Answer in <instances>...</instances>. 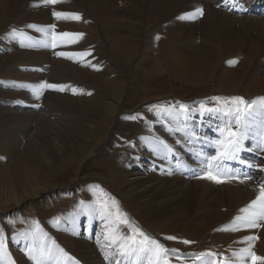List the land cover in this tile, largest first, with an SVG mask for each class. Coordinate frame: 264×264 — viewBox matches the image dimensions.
<instances>
[{
  "label": "rangeland",
  "instance_id": "1",
  "mask_svg": "<svg viewBox=\"0 0 264 264\" xmlns=\"http://www.w3.org/2000/svg\"><path fill=\"white\" fill-rule=\"evenodd\" d=\"M88 1L87 3L89 4V7L92 9L91 6H94L96 3L100 4V1L103 0H97L98 2L96 0L94 1L88 0ZM116 1H120V0H116ZM120 4L121 2L117 3L119 7ZM117 5H115V7H117ZM69 6L71 7L73 5L68 0L66 1L61 0V2L54 5L45 4L44 0H0V197H1L0 201L1 200L4 201L9 196L10 194L9 186L12 185L13 183L15 186L18 184L19 187L16 186V190L19 192H21V190L24 188L33 187L36 184L38 185L43 182H50L51 185L56 184L54 189H51L47 192H43L35 197L28 198L17 206L0 210V229L3 230L6 236V242L11 237L20 236L16 241V250L20 252L24 251L26 245L30 243V240L25 241L24 239H22L21 237L23 234L26 233L30 234L33 231H38L39 228L43 229L44 227H46V225L48 227L50 222H52V220L55 221L60 219L59 223L61 224L63 218L67 216L66 212L68 213L73 212L76 214L82 213L83 207H80L79 204H82L81 203L82 200L88 199L91 195H93L91 194V186L94 183H98V185H93V187L99 190L101 188L103 189V193L101 194V196H103V194L105 193L107 194V196H103V198L114 197L115 200L118 201L119 210L123 213H126L131 222L136 223L133 224L135 227H138L139 229L143 230V232H145L147 235L157 239L165 246H168L172 249L185 248L181 250L188 252H196V251L208 252L209 250H204V248L212 249V250L219 248V250H222L221 252L224 255L230 256V259L235 260V258L232 257V252L238 251L239 249L248 246L247 243H240L239 241H242L247 236L254 235V233L256 234V232L260 230L255 232L254 230L252 231L250 229H247L248 231L241 230V232L234 233L231 231L221 232L218 231V229L219 226L223 224V222L226 227V225L229 224L230 220H232L234 217L240 214L239 210L243 208L246 204H249L250 200L253 199L250 193V191L253 189L251 188L249 189L250 191L248 190V188L252 186V181L249 182L244 181L243 183L237 181L226 182L222 185H214L212 184L213 182H211L208 179L199 178V179L191 180V178H184L178 175L176 172L177 167L180 164V161L182 160L175 159V157L172 156L170 158V166L168 168L169 172L168 171L165 172V165L162 159L163 155H160L158 151L156 152L154 148L151 149V151H149L147 146L142 147L140 145L142 142H147V141L148 143L151 142V135H154L155 132L146 131V135L144 136L142 135L141 136L142 139L140 138L141 141H138V143L136 144L134 142V139L138 136L140 132V126L143 123H145V125L148 124L146 115H150V114L145 112L148 109V108L145 109V106L156 100L167 99V98H183L186 100H191L194 97H198V96L200 97L208 96L213 92L216 95L219 94L224 95V97H227V95H233L232 97H234L236 94L235 92L237 91L239 92V93L237 92V94H241L244 95L246 98H250L252 95L251 89L247 90L246 87L251 84L254 85L256 81L257 84L256 83L255 84L257 85V87L256 85H254L255 89H253L252 92H254L256 89L260 91L259 89L264 85V79H263L264 64L263 65L261 64L263 63V61H259L260 59L257 60L256 63L255 60L257 58L264 57V48H263L264 43L260 42L261 40H263V38L259 39L260 42L259 44L258 41H255L257 37L256 36L257 33L255 30H251V33L249 35L248 33H246V31L248 30L243 29L244 31L243 32L242 28L240 30L238 24L230 25L234 27L232 29L226 30L225 26L227 25H225L224 27L223 26L221 27L222 29L220 28L219 30H216L215 28L217 27V24L215 22H212V20L208 18L206 12L204 13L201 20H197L195 22H184L183 27L185 28L189 27V31L188 30L185 31L184 28L181 29V27L177 28L178 30H173L174 28H176V22L173 23L174 18L168 21L171 24V26L169 25L168 22H164L163 24L160 23L164 27L163 29V27L160 24L156 25L155 23L164 18L155 21L149 11H144V13L142 14L139 11L138 14L135 12L136 8H134L135 11L129 12L132 16L129 17L128 22H125L126 15L116 16V19L117 20L119 19L121 24L124 25L125 29L122 31L124 35L127 36L129 32H131L130 30L131 27L129 25L136 26L135 30L137 31V34L139 31L137 47H136V51L134 52L135 54L133 55V57L135 58H133L131 62L130 61L122 62L121 63L122 65L120 66L117 63H114V65L112 66V70L117 72L122 71L121 73L123 76V80H121L109 76L108 68L103 61V57L106 51L105 39L107 35L104 31L99 32V30H101L102 28L101 25L103 21L102 16L95 15L96 17L92 18L89 14V12H91L90 8L84 5L85 10L86 11L89 10L88 14L90 17L89 16L88 17L93 20V21L88 20L89 22L87 21V24H91L92 22L95 21L96 23L95 22L92 23L93 25H95L93 27H97L98 25L100 29L94 31V35L92 37H88V39H85L86 37L84 36L85 35L84 33L79 32L83 34V36L80 37L83 39L82 44L83 45L90 44L89 46L79 50L80 52L74 48L73 46L74 40H72L73 38L77 39L79 37H61L59 40H54V44L56 42V45L60 46L55 51L54 56H51L52 54L50 53V51L46 49H42L41 51L30 50L31 52H28V50H22L18 48V46L16 45L17 37L13 38L11 36V31L13 28L15 29L26 28L28 25H31L32 23L47 24L50 27L54 23L55 24L58 23L57 21L58 19L53 16V12L60 11L65 13H73V12L76 14L78 13L79 9L77 10V8H75L72 10L71 8H69ZM82 6L83 5H78L77 7L80 8ZM97 6L99 8L101 7L100 5ZM190 7L191 8L193 7L195 9L194 5ZM183 12L185 11H181L176 15L181 14ZM97 18L100 20V23H98L99 21L97 20ZM254 19L259 20L260 17L254 16ZM222 21L226 22L224 20ZM187 23L193 24L194 28H192L190 24L189 26H185L187 25ZM79 24H86V21L82 20L79 22ZM207 24L208 26H206ZM57 25L58 24H56L58 30L56 29V34L55 33L52 34L48 30H45L44 32H40V31H36V29H32L31 38H33V35L34 37H38L43 34L45 40L48 43L51 41L52 36L54 37L59 33H63V32L78 33L79 31L75 29L71 30V28L69 29L66 27L61 28L62 26L59 27ZM155 25L158 26L159 28L162 27L163 30L159 28L157 29ZM213 27L214 29H212ZM211 31H213V33ZM92 33L90 35H92ZM165 33L167 35H165ZM158 36H164L162 37L164 41L163 40L158 41ZM171 36H173V38ZM218 39L219 42H217ZM238 42H241L239 46L234 47V44ZM161 43L162 46L159 45ZM226 44H228V47ZM252 44H253V48L250 49ZM158 47L167 48L169 55L166 57L161 56L163 55L162 54L163 50L161 52V50L158 49ZM55 48L56 46H54V49ZM204 49H206L205 53L208 54L211 53L209 54L211 64H209L208 69H206L204 74L202 75L199 74L198 76L191 75L190 80H184L185 76L176 72L177 70L180 71L183 70L182 67L175 66L174 69V67H172L166 60L168 58L175 59V57L171 53V50L172 51L178 50L176 51V53L178 52L176 55H180V56L188 55V57H192L195 59L196 57H198L201 59ZM234 51H236V53ZM61 52L67 53L69 55L66 56L58 55V53ZM87 53H90L93 59L91 60L84 59L83 57L88 55H81V54H87ZM233 55L242 57L240 63L237 65L238 67L237 66L234 67L235 70L234 68H231L229 66L226 67L224 65V61L228 59L229 56L231 57ZM152 57L155 58V60ZM145 63L147 64V66ZM164 63L166 64V66ZM66 64L81 69L85 72H90L103 80H107V82H109L110 88H107L106 91L108 92L109 95L100 89H96L102 86V84L98 83L96 79L87 80L84 77H80L70 67L66 66ZM159 65L162 66V69L156 70L157 66L159 67ZM26 66H31V67H27V69L24 70L23 68ZM143 66L144 67L146 66L147 69L144 68ZM243 67L245 68V72H243L244 69ZM30 69H32L33 71ZM221 69L224 71L225 74ZM152 71H155L154 74L152 73ZM226 72L228 73V75L230 74L229 77L226 74ZM150 73H152L153 75L149 76ZM242 73L244 74L243 77L241 76ZM215 75L216 77H214ZM113 76H115V74ZM46 78L49 79V82L52 84L62 85V86L67 85L68 90H64V91H67L71 97L80 94L82 90H85L84 85L88 87L89 89L88 93L91 96L97 97L105 93L104 97L102 98V101L104 105L108 106V104H110V109H109L110 112L108 114L109 117L107 119H102L101 121H99L97 120L98 117L97 114L96 117L93 115L91 119H84L83 117H85V115H83L82 112H79L78 110L66 105L65 103H64L65 105L63 103L62 104L59 103V100H57L55 96H62V94L60 93L61 92L60 90H55V89H49V91H47L46 88H44L43 94L40 96L41 97L40 101L37 99L29 101V103L33 101L35 105H39L38 106L39 109L26 110L16 105L17 101H28L27 99L32 98L31 95H34L32 90L26 89L25 91H22L21 86L23 82L28 81L32 84H38L39 86L42 83L47 82L44 81ZM62 78H65L64 80L66 81L63 82ZM74 79L83 81L84 83L75 81ZM252 79L254 83L251 82ZM259 82L261 83V85ZM238 83L240 85L235 87V85H237ZM220 84L222 87L220 86ZM258 86L260 88H258ZM217 89H219L220 91H218ZM46 92H50L51 95L49 97H46L45 95ZM261 92H264V89ZM256 94H259V92ZM148 98L152 99V101L149 100V103L144 101L145 99ZM44 105L46 106V108ZM95 108L102 109L103 105H99ZM136 113L139 116L137 117V119L135 120L125 119V117H129L127 116L129 114L130 116H136ZM40 116L42 117L44 116L45 118H48V120L51 123H54L48 126L46 122V127H48V129H46L44 131L45 134L42 135L41 133L43 131V127H42L43 124L40 122L39 119ZM122 118H124L125 120L123 119V121L115 122L117 119H122ZM76 120H78L79 122ZM74 121L78 125H80V127L82 126V123L93 127L91 130L93 134L99 139H102L103 137L107 139L108 136L106 134L110 132L111 138L114 140V144H115L114 147L107 154L92 157L88 159L85 163L74 165L71 166L70 168H62L57 166L56 168L53 167L49 168V164H47L48 159H54L55 157H58L56 149L62 146L64 142V141L62 142L63 139L62 140L59 139L56 136L55 132L52 129H49V127L51 128L52 126V128H54L55 126H57L56 128L59 129L61 133L64 132L63 134L65 135L64 139L65 138L68 139L70 132L73 131L75 132V128L72 126ZM113 121L115 124L113 126L114 128L111 130V125L113 124ZM110 130L112 131V133ZM153 130H158V129L153 128ZM142 133H145V131H143ZM74 135L79 138L78 135L76 134ZM143 137H146L148 139L144 140L145 138ZM198 139L199 138H197V140ZM178 141L180 140L177 141L175 140L174 143L171 144L173 150H174V145L175 147L179 146L176 143ZM185 142L188 143V145H190L192 150L193 149L192 147H195L197 143H199V140L196 142L194 141L189 142V140H184V143ZM36 144H38V148H36ZM48 145H50L51 147ZM147 150L149 151L147 153L153 158V161L157 163L156 165H158V163H161L160 167L159 166L156 167L155 170L157 172V177H156L157 179L153 178V180L150 181L149 179L151 177H145V175H147L148 173H146L145 171L137 170V172L139 171V173L141 174H136L133 172L134 169L132 168V163L133 161H135V159L133 158V154L137 151L138 153L137 154L135 153L137 158H142L147 154L146 153ZM140 151L141 153H139ZM43 153L46 154L43 155ZM49 154H51L50 157ZM25 156L27 158H32L33 160L32 163L33 165H35V167H33L31 170H24L23 172H20L18 174L15 172V167L12 166V164H16L15 162H17V160L23 159ZM45 156H47L48 158ZM116 159H118L119 160L118 162L120 163H118ZM42 160H45V162ZM172 161L176 164V166L172 164ZM114 163L122 164L125 172L132 173L135 176V178H137V183L134 185L133 188L128 189V187L123 188L117 186L118 182H116L114 173H112L111 171L113 170ZM11 166L13 167V169ZM32 170L33 171L38 170L39 172H41L43 177L41 176V174H39V176H37L36 178H32ZM75 170L77 171L78 176L73 179V172ZM25 173H27L28 175L27 174L24 175ZM44 177H46V179ZM12 178L15 180V182ZM18 179L22 180L23 182L19 181ZM143 181H145L146 183H144ZM140 186H142V188ZM218 188H223L225 196L223 195V197L222 196L216 197L217 194H215L216 192L215 189ZM229 188L240 191L241 202H238V200H231L230 198L231 195L227 192ZM204 189L207 190L208 196H206ZM140 190H143L144 193L140 194ZM241 190L244 191L248 190L249 192H246L243 195ZM128 191L132 193L131 196L126 194V192ZM144 194L148 195L149 198H151L154 203L169 202L171 204L168 207H163L164 209L163 208L160 209V207L157 208V206L155 209L153 205L151 206L152 201L147 204L146 202L145 203L143 202L144 199L141 196ZM97 196L98 195H95L94 199H97ZM177 198L180 199V201H178ZM243 202L244 204H242ZM216 207H220L221 212L227 214L225 216V218L228 217L226 219V222L222 221L219 224H217V218L214 219L210 218L211 213L213 212V208ZM174 208L178 210H174ZM175 211H178L179 214H183V216H187L186 218H188V221L182 223L181 221L182 218L178 219L179 215ZM175 213L177 214L176 216ZM168 217L172 219L170 220ZM93 218H98V216ZM101 221L102 220L98 218L97 222L100 223ZM209 221H213L216 224L212 226L213 227L212 230L211 228L203 230L202 224ZM64 223H62L61 226H64V228L69 229L66 227V223L65 224ZM100 226L103 227V225L101 224L99 225V227ZM186 227L187 229H185ZM33 228H35V230L30 231ZM79 228L78 230H80ZM103 228L105 229V226ZM175 228L177 229V231ZM123 230H125L126 234H129V230L127 227H124ZM160 230H164V231H160ZM168 230H170L169 231L170 233L166 232ZM77 231H75V228L72 229L73 237L81 238L82 236H80V231L76 233ZM263 231H264V227L263 230L260 232V234H258V239L253 242L254 245L253 251L257 256L260 257H264V251H262L263 245L261 242ZM68 233L69 232H67L66 230L65 231L62 230L59 239L55 237L57 236L56 235L57 233L56 234L52 233V236L56 238V241L58 243L62 245L64 244V246H66V243L64 242V236H66V234ZM185 233L186 234L188 233L185 237H188L196 233L195 236L192 237V239H187V238L184 239L188 241H193V243L184 244L182 243V241L184 240L178 242L177 240L163 239L164 237L166 238L168 236L177 237L178 234H185ZM201 234L203 235V237L201 239L197 238V236L198 235L201 236ZM40 239L42 240V236L40 237ZM50 240L51 241H48V244H54L51 238ZM81 240L87 241V250L89 252L88 256L89 255L95 256V254L98 252L100 256L98 260L108 264L111 255H109V253L105 250L106 247L105 243H98V246L100 247L98 248L94 243H91L86 237L81 238ZM75 241H76L75 245L78 246L77 239ZM66 247L70 250L69 253L79 258L83 264L95 263V261L88 260L86 255L82 256L81 251L80 253L76 251V250H80V247L77 249L71 245H68ZM22 248H24V250H22ZM106 254L109 255V259L107 260L105 259ZM55 257L56 258L60 257L58 258V260L59 261L61 260L62 262L61 254L60 255L55 254ZM247 262L250 261L246 260L245 263ZM13 264H33V262L25 254L24 262L13 260Z\"/></svg>",
  "mask_w": 264,
  "mask_h": 264
},
{
  "label": "bare ground",
  "instance_id": "2",
  "mask_svg": "<svg viewBox=\"0 0 264 264\" xmlns=\"http://www.w3.org/2000/svg\"><path fill=\"white\" fill-rule=\"evenodd\" d=\"M66 1V0H65ZM72 3L73 6H69V8H71L72 10L77 8L78 10V13L79 16H80V19L79 20H75V19H71V18H68V19H56L58 21V24L57 26L61 27V28H71V30L75 29V30H79V32L81 33H84L85 35V39H88V37H92L94 35V31L96 30H99L100 28L98 27H93L95 25H93L92 22L91 24H87V21H93L92 19H90L89 17L91 16L92 18H95L97 16H102V28L100 31H104L107 35L106 39H105V48H106V51H105V54H104V57H103V61L104 63L106 64L107 68H108V74L109 76L111 77H114L116 79H121L123 80V76H122V71H114L112 70V66L114 65V63H117L120 65H122L121 63L122 62H128V61H132L133 58V55L135 54L134 52L136 51V47H137V40H138V36H139V31H138V34H137V31L135 30L136 26L134 25H129L131 28V32H129V34L126 36L124 35V33H122V31L125 29L124 28V25L121 24V22L119 21V19L117 20L116 19V16L117 15H126L125 16V19L126 21L125 22H128L129 21V17H131L132 15L129 13V12H133L135 11L134 8H136V13H138L139 11L142 13H144V11H149L151 16L153 17V19L155 21L159 20V19H162L160 21H157L155 24L158 25L160 23H164V22H168L169 20H171L172 18H175L174 16H176L177 13L181 12V11H185L186 10H192L194 9L193 7L191 8L190 6H195V9L196 8H203L205 7V12H206V15L208 16V18H210L212 20V22H215L217 24V27L215 28L216 30H219L222 26L226 27V30L228 29H232L234 28L233 26H230V25H234V24H238V26L240 27V30L242 28V31L243 29L244 30H248L246 31V33H248L250 35L251 33V30H255L256 33H257V37L255 39V41H258V43L260 44V42H263L264 43V17H260L259 20H256L254 19V16H243V17H236L235 15L233 14H229L227 12H224L223 10H219V9H216V6L219 4V0L215 1V0H123V1H116V0H103V1H100V4L96 3L94 6H91L92 9L89 7V4L87 3L88 0H68ZM78 1V2H76ZM94 1V0H92ZM97 1V0H96ZM129 1V2H128ZM89 2V1H88ZM98 2V1H97ZM121 2L120 4V7L117 5V3ZM116 3V4H115ZM64 4V3H63ZM78 5H83L82 7H77ZM89 7L91 12H89L88 14V11L85 10V6ZM92 5V4H91ZM97 5H100L101 7L99 8ZM115 5H117V7H115ZM68 6V5H67ZM88 8V9H89ZM132 8V9H131ZM131 9V10H129ZM204 12V13H205ZM74 13V12H73ZM139 14V13H138ZM89 18H87L86 17ZM136 16V15H135ZM205 16V17H207ZM121 17V16H120ZM142 17V16H141ZM101 18V17H100ZM122 18V17H121ZM233 18H236V19H233ZM257 18V17H256ZM205 19V18H204ZM207 19V18H206ZM82 20H85L86 21V24H79L80 21ZM97 20L99 21L98 23H100V20L97 18ZM117 20V21H116ZM122 20V19H121ZM134 20V19H133ZM201 20V19H200ZM222 20L226 21V22H223ZM88 21V22H89ZM205 21V20H204ZM207 21V20H206ZM209 21V19H208ZM84 22V21H83ZM120 24H119V23ZM184 22H191V21H186V20H179L178 22H176V28H174L173 30H178L177 28H180L183 29L185 31H189V27L185 28L183 27L184 26ZM96 23V22H95ZM169 23V22H168ZM175 23V22H173ZM208 23V22H207ZM138 24V23H137ZM136 24V25H137ZM141 24V23H140ZM145 24V23H144ZM166 24V23H165ZM164 24V25H165ZM190 23H187V25L185 26H189ZM209 24V23H208ZM208 24L206 26H208ZM212 24V23H211ZM214 24V25H216ZM100 25V27H101ZM155 25V26H156ZM161 25V24H160ZM169 25L171 26V24L169 23ZM174 25V24H173ZM196 25V24H195ZM198 25V24H197ZM213 25V24H212ZM162 26V25H161ZM190 26L193 27V24H190ZM205 26V27H206ZM126 27V26H125ZM157 29L159 28L158 26H156ZM163 27V26H162ZM159 28V29H162ZM173 27V26H172ZM171 27V28H172ZM97 28V29H96ZM200 28V26H199ZM211 28V26H210ZM209 28V29H210ZM122 29V30H121ZM139 29V27H138ZM153 29V28H152ZM164 29V27H163ZM162 29V30H163ZM191 29V28H190ZM196 29V28H195ZM214 29V27L212 28ZM222 29V28H221ZM160 30V31H162ZM207 30V29H206ZM141 31V30H140ZM147 31V30H146ZM157 31V30H156ZM214 31V30H213ZM213 31H211L213 33ZM93 32V33H92ZM153 32V31H152ZM165 32V31H164ZM168 32V30H167ZM225 32V31H224ZM235 32V31H234ZM240 32V31H239ZM244 32V31H243ZM92 33V35H90ZM171 33V32H170ZM205 33V32H204ZM203 33V34H204ZM210 33V32H209ZM209 33H206V34H209ZM215 33V32H214ZM180 34V33H179ZM178 34V35H179ZM192 34V32H191ZM217 34V32H216ZM230 34V32H229ZM165 35H167L165 33ZM177 35V34H176ZM181 35V34H180ZM225 35V34H224ZM227 35V34H226ZM244 35V34H243ZM83 36V35H82ZM246 36V34H245ZM81 36H79V38L77 39H72L74 40V48L77 49L78 51L89 46L90 44H86V45H83L82 44V38H80ZM164 37V36H162ZM166 37V36H165ZM173 38V36H171ZM183 37V36H182ZM244 37V36H243ZM167 38V37H166ZM250 38V37H249ZM248 38V39H249ZM263 38V40H261L259 42V39ZM226 39V38H225ZM247 39V38H246ZM254 39V38H253ZM163 39H161L162 41ZM164 41V40H163ZM204 41V39H203ZM231 41V40H230ZM239 41V40H238ZM253 41V40H252ZM251 41V42H252ZM254 41V42H255ZM219 42V39L218 41ZM224 42V41H223ZM253 42V44H254ZM228 43V42H227ZM241 42H238V43H233L234 44V47H237L239 46ZM139 44V43H138ZM164 44V43H163ZM224 44V43H223ZM232 44V45H233ZM253 44L252 46L250 47V49L253 48ZM83 45V46H82ZM155 45V44H154ZM160 46H162V43L159 44ZM165 45V44H164ZM163 45V47H164ZM212 45V44H211ZM227 47H228V44H226ZM248 45V44H247ZM156 46V45H155ZM154 46V47H155ZM220 46V45H219ZM257 46V45H256ZM223 47V46H222ZM225 47V46H224ZM260 47V46H259ZM263 47V46H262ZM210 48V47H209ZM230 48V47H229ZM264 48V47H263ZM140 49V48H139ZM158 49L163 50L161 56H168L169 55V52H168V49L167 48H159ZM157 49V50H158ZM208 49V48H207ZM225 49V48H224ZM242 49V48H241ZM249 49V50H250ZM256 49V48H255ZM76 50V51H77ZM196 50V49H195ZM210 50V49H209ZM208 50V51H209ZM254 50V49H253ZM176 51L178 50H174L172 51L171 50V53L173 54V56L175 57V59H166L167 62L172 66L174 67L175 69V66H179V67H182L183 70H177L176 72L180 73L181 75L185 76L184 77V80H190V76L191 75H199V74H204L206 69H208V66L210 63V58H209V54L211 53H205L206 52V49H204L203 51V55L200 58L196 57L195 58H192V57H188V55H176ZM192 51V50H191ZM222 51V50H221ZM238 51V50H237ZM255 51V50H254ZM80 52V51H79ZM236 53V51H234ZM240 52V51H239ZM257 52V51H256ZM222 53V52H221ZM228 53V52H227ZM137 54V53H136ZM159 54V52H158ZM182 54V53H181ZM186 54V53H185ZM219 54V53H218ZM231 54V53H230ZM243 54V53H242ZM254 54V53H253ZM252 54V55H253ZM138 55V54H137ZM223 55V54H222ZM225 55V54H224ZM250 55V54H249ZM163 57V58H164ZM230 57V56H229ZM246 57V56H245ZM82 58V57H80ZM84 59L86 60H91L93 59V57L91 55H88V56H85L83 57ZM138 58V57H137ZM153 58V57H152ZM161 58V57H160ZM225 58V57H223ZM155 60V58H153ZM222 59V58H221ZM254 59V58H253ZM143 60V59H142ZM148 60V59H147ZM151 60V59H150ZM161 60V59H160ZM140 62V61H139ZM166 62V61H165ZM244 62V60H243ZM147 63V62H146ZM145 63V64H146ZM159 63V62H158ZM216 63V62H215ZM218 63V62H217ZM248 63V61H247ZM260 63V62H259ZM140 64V63H139ZM156 64V63H155ZM165 64V63H164ZM158 65V64H157ZM66 66L70 67L76 74H78L80 77H84L86 78L87 80L88 79H96L98 83H101L102 86L101 87H94L96 89H100L102 91H104L105 93L108 94V92L106 91L107 88H110V85H109V82H107V80H103L101 78H98L96 75L90 73V72H85L81 69H78L76 67H72L70 66L69 64H66ZM147 66V64H146ZM146 66L144 68H146ZM149 66V65H148ZM166 66V64H165ZM164 66V67H165ZM224 66V65H223ZM242 66V65H241ZM142 67V65H141ZM140 67V68H141ZM163 67V68H164ZM167 67H168V64H167ZM166 67V68H167ZM217 67V66H216ZM238 67V66H237ZM245 67V66H244ZM243 67V68H244ZM136 68V67H135ZM138 68V67H137ZM142 68V69H144ZM242 68V69H243ZM246 68V67H245ZM245 68L243 69V72H245ZM63 69V68H62ZM147 69V68H146ZM151 69V68H150ZM149 69V70H150ZM162 69V66L159 65V67L157 66L156 70H161ZM215 69V68H214ZM231 69V68H230ZM241 69V70H242ZM136 70V69H135ZM222 70V69H221ZM235 70V68H234ZM138 71V69H137ZM146 71V70H145ZM215 71V70H214ZM223 71V70H222ZM232 71V70H231ZM251 71V70H250ZM149 72V71H148ZM151 72V71H150ZM155 71H152V73L154 74ZM175 72V73H176ZM144 73V72H143ZM146 73V72H145ZM150 73L149 76H152L153 74ZM224 73V71H223ZM257 73V72H256ZM115 74V76H113ZM216 74V73H215ZM220 74V73H219ZM225 74V73H224ZM226 74L228 75V73L226 72ZM148 75V74H147ZM179 75V74H178ZM223 75V74H222ZM230 75V74H229ZM228 75V77H229ZM243 73H242V77H243ZM246 75V74H245ZM249 75V74H248ZM247 75V76H248ZM259 75V74H258ZM213 76V75H212ZM260 76V75H259ZM209 77V76H208ZM211 77V76H210ZM216 77V75L214 76ZM218 77V76H217ZM227 77V78H228ZM239 77V76H238ZM258 77V76H257ZM66 78V77H65ZM65 78H62L63 82H65L66 80H64ZM67 79V78H66ZM201 79V78H200ZM205 79V78H204ZM261 79V78H260ZM264 79V78H263ZM71 80V79H70ZM75 81H79V80H76L74 79ZM73 80V81H74ZM220 80V79H219ZM225 80V79H224ZM108 81H111V80H108ZM213 81V80H212ZM239 81V80H238ZM246 81V80H245ZM249 81V80H248ZM263 81V80H262ZM261 81V82H262ZM81 83H84L83 81H79ZM113 82V81H112ZM224 82V81H223ZM226 82V81H225ZM242 82V81H241ZM252 83L253 82V79L251 81ZM257 82V81H256ZM255 82V83H256ZM222 83V82H221ZM249 83V82H248ZM247 83V84H248ZM254 83V85H256ZM260 83V82H259ZM116 84V83H115ZM224 84V83H223ZM233 84V83H232ZM87 85V83H86ZM89 85V84H88ZM225 85V84H224ZM240 84L238 83L237 85H235V87L239 86ZM254 85H249L247 86V90L251 89V97L248 98V99H251L257 95H264V92H261L263 89H264V85L263 87H259L260 88L258 91L255 90L254 92H252L253 89H255ZM261 85V83H260ZM221 86V84H220ZM93 87V86H92ZM219 87V86H218ZM222 87V86H221ZM224 87V86H223ZM232 87V86H231ZM257 87V85H256ZM84 89L87 90H82L80 94H77L73 97H71L67 91H64V90H68V86L65 85L64 86V90L61 91L60 93L62 94V96H55V98L57 100H59V103L60 104H66L76 110H78L79 112H82L83 115H85V117H83L84 119H91V117H93V115L96 117L97 114H98V117H97V120L101 121L102 119H107L109 117V112H110V104L107 105H104L103 101H102V98L104 97L105 93H103L102 95L100 96H97V97H94V96H91L88 92H89V89L87 86L84 85ZM230 89V87H229ZM213 90V89H212ZM218 91H220L219 89H217ZM238 92V91H237ZM237 92H235L237 94ZM250 92V91H249ZM259 94H256L258 93ZM221 93V92H220ZM225 93V92H224ZM227 93H230V92H227ZM232 93V92H231ZM239 93V92H238ZM245 93V92H244ZM214 94V92L212 93ZM249 94V93H248ZM246 94V95H248ZM256 94V95H255ZM46 97H49L51 95L50 92H46ZM109 95V94H108ZM117 96V95H116ZM232 97V96H231ZM248 97V96H247ZM149 100L152 101L151 98H148V99H145L144 101L145 102H148L149 103ZM120 103V102H119ZM64 104V105H65ZM99 105H103V108L102 109H98V108H95ZM45 106V105H44ZM46 108V106H45ZM113 109V108H112ZM118 110V109H117ZM72 111V110H71ZM48 114V113H47ZM80 115V114H79ZM73 116V115H72ZM126 116V115H124ZM129 116V115H127ZM40 119V122L43 124V131L41 133L42 134H45L44 131L46 129H48V127H46V122L49 125H52L54 123H51L48 118H45L44 116H40L39 117ZM73 119V118H72ZM124 118L122 119H117L115 122H118V121H123ZM125 119H127L125 117ZM124 119V120H125ZM68 120V119H67ZM71 120V119H69ZM78 121V120H76ZM66 122V121H65ZM68 122V121H67ZM71 122V121H70ZM79 122V121H78ZM83 122V121H82ZM98 122V121H97ZM64 124H67V123H64ZM63 124V125H64ZM107 124V123H106ZM114 121H113V124L111 125V130L114 128ZM57 125V124H56ZM65 126V125H64ZM74 128H75V132H70V135L67 138L64 139V132L61 133V131L59 129H57L56 127L57 126H53L54 128H51L49 127V129H52L56 136L59 138V139H63L62 142H63V145L58 147L56 149L57 151V155L58 157H55L54 159H48L47 161V164H49V168H56L57 167H62V168H70L71 166H74V165H78V164H82V163H85L88 159L92 158V157H95V156H99V155H104V154H107L108 152H110V150H112V148L114 147V140L111 138V135H110V132L107 133L106 135L108 136L107 139L106 138H102V139H99L97 138L93 132H92V128L91 126H88L87 124H84L82 123V126L80 127V125H78L75 121L72 125ZM66 127V126H65ZM110 127V126H109ZM62 128V127H61ZM110 130V131H111ZM143 131H145V133H142ZM146 131H150L148 126L145 125V123H143L141 126H140V132L138 134V136L134 139V142L135 144L138 143V141H141L140 138L142 139V135H146ZM156 131V130H154ZM108 132V131H107ZM147 132V133H148ZM78 135L79 138L77 136H75L74 134ZM112 133V131H111ZM61 134V135H60ZM45 136V135H44ZM105 136V135H104ZM78 138V139H77ZM145 138L144 140L148 139L146 137H143ZM206 139V138H205ZM45 140H46V137H45ZM177 140H180L177 143V145L180 146V144H184L182 148H176L175 145H174V150H173V153H174V156L172 154V157H175V159H178V160H187L190 158V155H191V152L192 150L194 149V147H192L193 149L191 150V147L190 145H188V143H184V141H182L181 139H177ZM176 140V141H177ZM199 142L201 140H204L203 139H198ZM66 141V142H65ZM148 142V141H147ZM52 143V142H51ZM141 143V142H140ZM39 144V143H38ZM38 144H36V148H38ZM198 144V143H197ZM40 145V144H39ZM44 145V144H43ZM50 146V145H48ZM43 147V146H42ZM45 147V146H44ZM51 147V146H50ZM145 147V146H144ZM46 148V147H45ZM55 148V146H54ZM53 148V149H54ZM43 149V148H42ZM51 149V148H50ZM137 149V148H136ZM143 149V148H142ZM147 149V148H145ZM186 149V150H185ZM55 150V149H54ZM149 151H151L150 149H148ZM146 151L149 152V151ZM43 151V150H41ZM45 151V150H44ZM54 152V151H53ZM143 152V151H142ZM157 152V151H156ZM136 154L138 153L137 151L135 152ZM133 154V158L135 159V161H133L132 163V168L134 169L133 172L136 173V174H141L139 173V171L137 172V170H140V171H145L146 173H148L147 175H145V177H151L149 179L150 180H153V178L157 179V172L155 170H150L148 169L149 167V161L151 160V156L148 154H146L144 157L142 158H137L136 154ZM141 153V151L139 152ZM41 154V153H40ZM46 154V153H45ZM43 153V155H45ZM157 154V153H156ZM51 154H49V157H50ZM56 155V154H55ZM179 155H181V159L179 158ZM48 156V155H47ZM45 156V157H47ZM159 156V155H158ZM21 157V156H20ZM139 157V156H138ZM48 158V157H47ZM117 162L119 161L118 159H116ZM32 158H27L26 156L23 158V159H19L17 160V162H15L16 164H12V166L15 167V172L16 173H20V172H23L24 170H31L33 167H35V165H33L32 163ZM45 162V160H42ZM14 162V161H13ZM12 162V163H13ZM49 162V163H48ZM7 163V162H6ZM120 163V162H118ZM118 163H114V166H113V170L112 173H114V176L116 178V182L117 183V186L119 187H123V188H127L128 189H131L134 187V185L137 183V178H135V176L132 174V173H129V172H125L124 171V168H123V165L122 164H118ZM157 164V163H156ZM160 164L161 163H158V165H156V167H160ZM172 164L176 166V164L172 161ZM4 165V163H3ZM8 165V164H7ZM2 166V164H1ZM11 166V167H12ZM48 167V166H47ZM13 169V167H12ZM3 170V169H2ZM9 170V169H8ZM14 171V170H12ZM44 171V169H43ZM5 172V171H4ZM14 172V173H15ZM68 172V171H67ZM143 173V172H142ZM5 174V173H4ZM27 173H25L24 175H26ZM39 174H41V172H39L38 170H32V178H36L37 176H39ZM23 175V176H24ZM28 175V174H27ZM31 175V174H29ZM6 176V175H4ZM21 176V175H20ZM42 176V174H41ZM78 176V173L77 171L75 170L73 172V179L76 178ZM2 177V176H1ZM14 177V176H12ZM28 177V176H27ZM43 177V176H42ZM138 177V176H137ZM142 177V176H141ZM6 178V177H5ZM26 178V177H24ZM46 179V177H44ZM43 178V179H44ZM48 178V177H47ZM8 179V178H7ZM13 179V178H12ZM17 179V178H16ZM22 179V178H20ZM163 179V178H162ZM4 180V179H3ZM2 180V181H3ZM14 180V179H13ZM19 180V179H18ZM76 180V179H75ZM74 180V181H75ZM5 181V180H4ZM19 181H22V180H19ZM18 181V183H19ZM15 182V180H14ZM17 182V181H16ZM23 182V181H22ZM33 182V181H32ZM144 183H146L145 181H143ZM157 182V181H156ZM245 182H249V181H245ZM3 183V182H2ZM9 183V182H8ZM199 183V182H198ZM16 184V183H15ZM25 184V183H24ZM156 184V183H155ZM2 185V184H1ZM10 185V184H9ZM20 185V184H19ZM8 186V185H7ZM17 187L18 184L16 185ZM16 186L14 185V183L12 185H10L9 187V190H10V194L9 196L4 200V201H0V210H4V209H8V208H11L13 206H17L19 204H21L23 201H25L26 199L28 198H31V197H35L43 192H47L51 189H54L56 184H52L50 182H43L41 184H36L35 186L33 187H29V188H24L21 190V192L17 191L16 190ZM22 186V184H21ZM143 186V185H142ZM142 186H140L142 188ZM155 186V185H154ZM139 187V188H140ZM254 187V188H253ZM69 188V187H68ZM140 188V189H141ZM150 188V187H149ZM205 188V187H204ZM253 189V190H249V189ZM2 189V188H1ZM4 189V188H3ZM20 189V188H18ZM6 190V189H5ZM8 190V189H7ZM248 190L250 191L251 193V197L252 198H255V196H257L258 194V191H259V186L254 182L252 181V186L248 188ZM248 190L244 191V190H241L242 191V194L244 195L246 192H249ZM215 194L216 197L218 196H222L223 195L225 196L224 194V191H223V188H218V189H215ZM231 191H234V192H231ZM8 192V191H7ZM204 192L206 193V196H208V192L207 190L204 189ZM219 192V193H218ZM227 192L231 195L230 198L231 200H238V202H241L240 198H241V193L239 190H235V189H231L229 188L227 190ZM3 193V192H2ZM144 191L143 190H140V194H143ZM127 195H132V193L130 191L126 192ZM228 195V194H227ZM3 196V195H1ZM6 196V194H5ZM4 196V197H5ZM154 196V195H153ZM93 195H91L89 198H92ZM144 200L143 202L146 204L147 203H150L152 201L151 198H149L148 195L144 194L141 196ZM152 197V196H151ZM215 197V196H214ZM1 198V197H0ZM88 198V199H89ZM154 198V197H153ZM140 199V198H139ZM219 199V198H218ZM178 201H180V199L177 198ZM240 200V201H239ZM171 201V200H170ZM142 202V203H143ZM248 202V201H247ZM246 202V203H247ZM230 203V202H229ZM139 204V203H138ZM165 204V205H163ZM169 204V205H168ZM171 203H167V202H158V203H154L152 201V204L151 206L153 205L156 209V206L157 208L160 207L163 208V207H168L170 206ZM173 204V203H172ZM244 204V202L242 203ZM230 205V204H229ZM76 206V205H75ZM242 206V205H240ZM88 207H96V204L95 203H91L90 205H88ZM88 207H85L84 209L88 208ZM149 207V206H148ZM146 208V207H145ZM150 208V207H149ZM79 209V208H78ZM148 209V208H147ZM151 209V208H150ZM164 209V208H163ZM168 209V208H167ZM230 209V208H229ZM154 210V209H152ZM174 210H178L176 208H174ZM150 211V210H149ZM174 212V211H173ZM176 213H178V219H181L182 218V223L188 221V218H186L187 216H183V214H179L178 211H175ZM175 213V216L177 215ZM68 214V215H67ZM72 212L68 213L66 212V215L62 220V223H66V227L69 228V229H66L64 228V226H61V224L59 223L58 226H55L54 225V221L52 220V222H50L49 226L50 228L47 227H44L43 229L41 228V230H38L36 231L38 233V236L39 238L42 236V240H45V238L43 237V233H47V238L45 240V242L48 244V240H50V234L52 235V233H57L55 237H57L59 239V236L61 235V232L62 230L63 231H67L69 232L68 234H66V236H64V242L66 243V246L68 245H71V246H74L76 249L80 247V250H76L78 253H80V251L82 252L81 255L82 256H87V259L88 260H91V261H95L94 264H106V263H103L101 261L98 260V258L100 257L98 252L94 255H89L88 256V250H87V241L86 240H81V238H74L73 237V232H72V229L75 228V231L78 230L79 228V222L82 221V218L83 217H87L88 215L87 214H84V216H80L79 217V220H76L74 219L73 221H69V216H71ZM78 214V213H77ZM186 214V213H185ZM65 215V214H64ZM169 215V214H168ZM227 214L226 213H222L221 210H220V207H216V208H213V212L211 213V216L210 218L214 219V218H217V224H219L220 222L222 221H225L226 222V219L228 217L225 218ZM169 218V217H168ZM95 220H98V218H94ZM170 220L172 218H169ZM209 219V218H208ZM57 221V220H55ZM58 221H60V219H58ZM64 223V224H65ZM103 224V227H104V222H102ZM224 223V222H223ZM186 224V223H185ZM216 223H214L213 221H209V222H205L204 224H202L203 226V230H206V229H210L212 230V226L215 225ZM171 227V226H170ZM188 227V226H187ZM187 227L185 229H187ZM199 228V227H198ZM65 229V230H64ZM173 229V228H172ZM176 229V228H175ZM192 229V228H191ZM159 230V229H158ZM174 230V229H173ZM184 230V229H183ZM182 230V231H183ZM190 230V229H189ZM106 229L103 230V232L105 233ZM160 231H164V230H160ZM170 230L166 231L168 233ZM177 231V229H176ZM204 232V231H203ZM32 233V232H31ZM191 233V232H190ZM26 234H29V233H26ZM54 234V235H55ZM188 234V233H187ZM186 233L185 234H178L177 235V241H181V240H184V239H192V237L195 236V234L193 235H190L188 237H185L187 235ZM199 236V235H198ZM197 238L201 239L203 237V235L201 234V236H199ZM205 236V235H204ZM18 237L20 236H14V237H11L9 238V240L7 241V252H8V259H10L11 262H13V260H17L19 262H24V256L26 254L25 250L20 252V251H17L16 250V241L18 240ZM207 237V235H206ZM99 242L100 243H106V241L104 240V236H102V234L100 233V237H99ZM77 239V244L78 246H76V240ZM165 239V237L163 238ZM262 245H263V248H262V251H264V231L262 232ZM50 247H52L53 249V252L54 254H56V245L55 244H48ZM64 245V244H63ZM14 247V248H12ZM23 254V255H21ZM57 255V254H56ZM96 257V258H95ZM60 258V257H57V259ZM102 260V259H101ZM55 260L52 261V263H54ZM60 264H61V260H60Z\"/></svg>",
  "mask_w": 264,
  "mask_h": 264
},
{
  "label": "snow or ice",
  "instance_id": "3",
  "mask_svg": "<svg viewBox=\"0 0 264 264\" xmlns=\"http://www.w3.org/2000/svg\"><path fill=\"white\" fill-rule=\"evenodd\" d=\"M61 0H44L45 4H57ZM227 4V0H225ZM198 15H203L202 8H196L193 13L181 16L180 19H195ZM53 16L57 19H75L79 20L80 16L76 13H65L56 11ZM28 28L36 29V31L44 32L45 29L38 28L36 25H28ZM52 29L54 25L50 26ZM25 33L12 29L11 36L13 38L22 37ZM81 33H59L54 36V40H59L61 37H79ZM47 45V41L38 43L21 44L22 47H43ZM55 46V44L53 45ZM58 55L66 56L67 53H58ZM81 55H90L81 54ZM238 61H230V64H235ZM64 90V86L44 82L39 86L33 87V94L39 98L43 94V89ZM212 101L216 102L211 106L205 102H201L199 108L189 109V106L180 104L177 108L174 105L164 107L161 105L153 106L156 110L155 116L162 121L167 120L181 121L187 125L189 116L195 112L201 116H211L221 122L217 128L218 138L208 141L210 147L215 148L214 155H205L201 159V163L205 165L202 169V175L198 178L208 179L215 183H224L231 180H238L243 183L245 179H250L247 174L241 176L235 173L234 170L228 169V162L237 161L245 164L246 167H255L254 164H249L246 161H241V153L243 151H252V142L256 141V148L264 151V97L257 98L252 101H247L243 97H212ZM223 101V103H220ZM152 111V109H149ZM127 119H137L136 116L126 117ZM170 133L183 131L184 136L189 142L197 139L194 129L187 127L168 128ZM154 150L162 152V159H166L168 154H173V149L164 140L156 139L153 141ZM197 156L199 154H196ZM171 174V173H169ZM107 196V194H103ZM98 195L96 207H88L84 209L89 216L96 217L104 221L105 233L104 240L107 241L106 247L114 248L115 251L110 255L114 260V264H170V255L176 253L177 249H168L163 243L155 238L147 235L143 230L135 227L129 220L126 213L119 210L118 201L114 197L103 198ZM239 215L234 217L230 227H223L218 231H240L245 229H254L261 227L264 224V183L259 185V191L255 199L248 205L239 210ZM59 221H54V225L58 226ZM121 225L129 230V234H123ZM43 237L47 238V233H43ZM22 239L29 241L26 245L25 252L33 264H52L55 260L56 264L60 261L55 257L52 247L45 240H41L36 231L30 234H23ZM167 240H176L174 236H168ZM258 237L252 235L245 237L240 243H247L248 246L232 252L234 261L227 258H218L215 252H201L194 255L192 259L199 264H245L246 260L251 264H264V257L257 256L253 251V242ZM100 243L99 241H97ZM54 243V241H53ZM184 244H191L193 241L184 240ZM61 253L63 249H59ZM64 255H67L64 253ZM7 252L6 236L0 229V264H13L9 259ZM71 259V257H69ZM105 259H109V255H105ZM180 259V257H177ZM78 264V262H75Z\"/></svg>",
  "mask_w": 264,
  "mask_h": 264
}]
</instances>
